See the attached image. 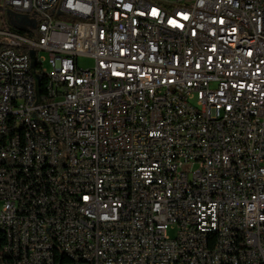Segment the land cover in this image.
I'll list each match as a JSON object with an SVG mask.
<instances>
[{
	"label": "built area",
	"instance_id": "1",
	"mask_svg": "<svg viewBox=\"0 0 264 264\" xmlns=\"http://www.w3.org/2000/svg\"><path fill=\"white\" fill-rule=\"evenodd\" d=\"M0 4V209L18 264H264V0ZM43 72L54 91H34Z\"/></svg>",
	"mask_w": 264,
	"mask_h": 264
},
{
	"label": "bare ground",
	"instance_id": "2",
	"mask_svg": "<svg viewBox=\"0 0 264 264\" xmlns=\"http://www.w3.org/2000/svg\"><path fill=\"white\" fill-rule=\"evenodd\" d=\"M46 80V91H54L56 89V77H53V72H43V76H36V81L39 83L37 90L36 82H34V91L45 92L40 90V80ZM42 89V88H41ZM32 125H18V133H24V142H33ZM0 241H3V255L9 258V264H18L19 250L13 246L12 233H5V224L1 219L0 209ZM211 237L202 238V245H210ZM216 248H206V256H215ZM219 264H233L232 257H220Z\"/></svg>",
	"mask_w": 264,
	"mask_h": 264
},
{
	"label": "rangeland",
	"instance_id": "3",
	"mask_svg": "<svg viewBox=\"0 0 264 264\" xmlns=\"http://www.w3.org/2000/svg\"><path fill=\"white\" fill-rule=\"evenodd\" d=\"M78 63H79V66L81 68H84V69L85 68H92L93 65H94V59L92 57H90V56L81 55L78 58ZM44 64H45V66H47L48 68H50L49 67V64H48V57H47V55H46V61H45ZM36 86H37V90H39V83H38V81H36ZM169 234L172 235V236H174L175 235V230L170 229L169 230Z\"/></svg>",
	"mask_w": 264,
	"mask_h": 264
},
{
	"label": "water",
	"instance_id": "4",
	"mask_svg": "<svg viewBox=\"0 0 264 264\" xmlns=\"http://www.w3.org/2000/svg\"><path fill=\"white\" fill-rule=\"evenodd\" d=\"M9 20L15 28L20 29V30H26L24 25L29 23L24 15L18 14V15H15L14 17L13 13L10 11H9ZM32 25L35 27L34 23Z\"/></svg>",
	"mask_w": 264,
	"mask_h": 264
},
{
	"label": "trees",
	"instance_id": "5",
	"mask_svg": "<svg viewBox=\"0 0 264 264\" xmlns=\"http://www.w3.org/2000/svg\"><path fill=\"white\" fill-rule=\"evenodd\" d=\"M40 90L41 91H44L45 90V85H43V78L40 80Z\"/></svg>",
	"mask_w": 264,
	"mask_h": 264
}]
</instances>
